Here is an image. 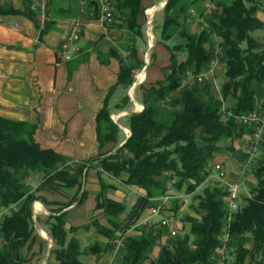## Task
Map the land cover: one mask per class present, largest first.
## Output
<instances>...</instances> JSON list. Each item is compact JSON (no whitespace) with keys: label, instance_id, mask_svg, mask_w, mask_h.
<instances>
[{"label":"trees","instance_id":"16d2710c","mask_svg":"<svg viewBox=\"0 0 264 264\" xmlns=\"http://www.w3.org/2000/svg\"><path fill=\"white\" fill-rule=\"evenodd\" d=\"M111 1L116 10L112 24L122 29L115 46L118 49H111L120 69L96 115L100 147L118 142L119 126L110 117L112 93L120 89L123 96L116 107L127 108L132 100L126 90L144 66L138 55V45L145 42L142 0ZM207 1L216 4L209 15L205 14ZM259 10L264 11V0H166L158 42L171 52L170 71L150 86L140 83L144 108L127 115L130 134L121 146L95 159L110 177L141 190L127 211L122 202L107 197L111 186L102 184L96 207L104 209L110 227L98 219L82 227L66 223L67 211L62 208L78 199L89 159L72 163L70 157L39 145L33 137L35 125L0 116V264H22L34 254L37 238L31 208L35 200L47 204L43 196L35 194L41 187L64 197L75 189L68 202L58 203L61 206L51 209L53 214L42 222L53 241L49 257L55 264H86L81 257L87 253L115 250V259L108 264H144L164 228L158 222L139 228L136 234L127 235L128 229L136 226L143 211L168 195L169 186L194 193L206 179L211 184L193 195L197 203H191L190 208L195 214L184 215L189 230L167 238L152 264H244L247 259L249 264H264V143L259 144L262 152L253 158L254 184L230 214L225 185L207 170L224 139L229 141L227 149L238 152L234 153L237 160L247 161L241 146L234 150L232 143L252 132L235 118L237 114L264 106V36L252 35L264 27L257 16ZM193 23H198L197 31H191ZM181 52L185 57L178 59ZM216 59L224 65L220 97L194 77L207 71ZM187 70L192 76L183 82ZM227 100L231 104L224 107ZM37 177L41 182L34 189L28 181ZM173 205L174 210L181 206L178 199ZM121 214L125 215L119 218ZM79 228L91 229L109 240L83 248L75 234ZM114 238L122 241L117 247L111 242Z\"/></svg>","mask_w":264,"mask_h":264},{"label":"crops","instance_id":"0c3cea01","mask_svg":"<svg viewBox=\"0 0 264 264\" xmlns=\"http://www.w3.org/2000/svg\"><path fill=\"white\" fill-rule=\"evenodd\" d=\"M165 2L166 0H142L145 15L149 13L150 8L154 9V22L158 11L163 14ZM114 13L116 14L115 9ZM257 16L264 21L263 10H259ZM161 18L163 22V17ZM115 21L118 23L117 19ZM75 23L80 26L79 54L70 60H60L62 43ZM116 25L104 22L97 0H86L83 4L80 0H0V116L35 125L33 137L39 145L70 157L72 163L89 159L85 165L83 185L78 199L62 208L63 211H67L68 227L71 225L82 227L93 219L102 220V224L111 226L104 216V209L96 207V196L103 183L111 186L106 191L107 197L122 202L125 207L126 194L117 184L136 192V198L141 193L136 186H125L119 179L110 177L95 159L121 146L130 134L127 115L138 112L143 107V88L140 83L150 86L164 79L170 71L171 52L165 44L158 42V38L154 35L158 25H153L155 43L152 47L150 44L143 45L144 43L138 45V55L144 65L138 74L142 72L143 79L134 88L131 89L130 86L126 90V93L129 96L132 94L134 98L132 104L129 103L124 109L116 107V103L120 102L123 96L120 89L112 93L109 101L110 117L119 126L118 142L111 141L100 147L96 115L104 103L109 88L117 82L120 69L119 61L111 51L112 48L118 49L115 47L117 37L122 32L121 27ZM190 29L197 31L198 23L191 24ZM144 30L146 31V23ZM146 50L151 51L148 63L144 60ZM123 52L119 51L120 54ZM184 57L185 55L182 57L177 55L178 59ZM135 93H138L137 98ZM103 175L115 179L116 182H111ZM28 182L37 189L41 181L40 177H37L29 179ZM74 191L75 189L67 191L69 196L64 197L46 187L37 189L35 194L43 196L47 204L40 200L33 202L35 219L37 217L43 219L46 215L53 214L50 210H56L61 206L58 203H67ZM82 193L85 194L83 198ZM136 198L130 197V206ZM36 203H39L40 207H37ZM122 215L125 214H121L120 217ZM39 228L40 231L36 229L38 237L36 236L32 249L34 254L29 261L22 264L47 263L49 239L52 238L48 234L46 225L39 224ZM43 231L46 235H41ZM138 232H134L131 228L128 229L127 235ZM75 234L80 237L83 248L94 239L99 242L109 240L91 229L79 228ZM165 241L166 238L161 235L149 254L150 258H156L160 245ZM111 242L116 247L122 243L118 238H114ZM43 243L48 246L47 253L42 258ZM116 253L117 250L114 255L110 252V258L115 257ZM108 254L109 252H102L98 256L101 258ZM98 256L87 253L84 262L96 264ZM48 263L55 264V260L50 258Z\"/></svg>","mask_w":264,"mask_h":264},{"label":"rangeland","instance_id":"374dc122","mask_svg":"<svg viewBox=\"0 0 264 264\" xmlns=\"http://www.w3.org/2000/svg\"><path fill=\"white\" fill-rule=\"evenodd\" d=\"M161 17H163V14H162L161 11H158L156 13L155 20L153 22V25H158V27L156 26L157 28L154 31V35L156 36V38H159V36H160V33H159L160 32V26L159 25H161V22H162V18ZM153 25L151 24V29L148 31L149 32V35L144 30V32H145L144 33L145 34V42H144L143 45H149V44H154L155 43L156 40H155L154 35H153V30H154ZM252 35L253 36H262L263 35L264 36V27L252 31ZM178 55L182 57V56L185 55V53L181 52V53H178ZM150 57H151V51L148 52L146 50L145 51V55H144V60H145L146 63L149 62ZM223 69H224V65L222 63H220L219 61H217V59H216L214 61V65L211 68V70L208 69L207 71H205V72H208L209 78L207 79V81H205V82L202 83V85H207V86L209 85L210 86V90H212L213 94L215 96H217V97H220L221 96L220 95L221 94L220 93V91H221L220 90V85L222 84V82L224 81V78H225V76L223 75ZM136 81H137V79L135 78V82ZM134 95H135L136 98L138 97V93H135ZM130 104H132V102ZM223 104H224V107H226V106H228V105L231 104V101H229V100L224 101ZM240 139L241 138H238L235 142L232 143V146L234 147V150L235 149H237V150L239 149L238 145H239V142L241 141ZM228 143H229V141L227 139L226 140L224 139L223 142H220L219 143V145H218L219 146V149L214 151L212 160L222 162L224 168L226 169V175L227 176H226V179L225 180L226 181H232V182L238 183L240 185V188H241L240 197H243V196H246V195L249 194V188H248V186L251 185V184H254L255 178H254V174H252L251 172L253 170V167H254L256 161L254 159L249 164L248 168L245 171H241V167L239 165V162L240 161L237 160V158H236L237 154H234V153H238V152L237 151H234V153H232L231 152L232 150L230 151L229 149H227L226 148L227 147L226 145ZM261 152L262 151L260 149H258V151H257V153H256L255 156L259 155ZM242 172H244V175L242 174ZM103 176L105 178L109 179L113 183L116 182L115 179H110L106 175H103ZM211 182L212 181L206 179L203 182V184H200L199 186H197V188L195 189L196 191L194 193H186L184 191H179V190H176L172 186H169V189H167L168 199L166 201L167 210H166L165 213L167 215H170V213H173V215L177 219H179L178 225L180 227H182V230L188 231L189 230V227H190L189 223H187L185 221L184 215L186 213H189V214H192V215L195 214L193 212L192 208H190L191 203L192 204H196L197 203V200H194L193 199V195L195 193H197V192H201V189L205 185L211 184ZM117 185L126 194V197H125L126 199L125 200H126V204H127L126 207H127V211H128V209L131 207L130 204H129L130 197L131 198L132 197L136 198V192H134V191H132L130 189L124 188V187H122L119 184H117ZM177 199L180 201V205L181 206H180L179 209L174 210L173 209V206H174L173 205V201L174 200H177ZM148 211L149 210H147V209L145 211H143V213H142V215H141V217H140V219H139V221L137 223V226L132 227V229L134 230V232H138L139 228H142L143 226H146L147 225V224H142L143 219H147L148 220V223H150L151 225H156V220H157V222L159 221L158 220V216H156L154 218L153 217L151 218V216L149 215V212ZM122 217H123V215H122ZM122 217H119V218H122ZM110 218L111 219H116L115 216H113V217L111 216ZM43 219H40V218L37 217V219H35V221L37 222V224H40V226H43V224H42ZM101 221L102 220H99V222H101ZM36 231H35V234L37 236V232ZM94 241H95V239L92 240V241H90V242H94ZM189 242H190V244H193V242H194L193 237H191L189 239ZM87 244H89V243H87ZM47 246H48V244H46V243H43L42 244V250H41L42 258L47 253L46 252ZM114 252L115 251H113V255H114ZM226 254H227V250H224L223 256H226ZM85 256H82L81 259L84 260ZM110 256H111L110 255V252H109L108 255H103V257H101V258L98 256L97 259H96L97 260L96 261L97 262L96 264H108L110 262V259H112V261L115 259V257H111L110 258ZM151 257H153V256H151ZM50 258L51 257H49L47 259V263L46 264H50V263H48V262H50ZM153 260H155V257H154V259H152V258L149 257L148 260H146L144 262L146 264H152L153 263L152 262ZM248 261L249 260L247 259L244 264H249Z\"/></svg>","mask_w":264,"mask_h":264},{"label":"built area","instance_id":"2783aa9c","mask_svg":"<svg viewBox=\"0 0 264 264\" xmlns=\"http://www.w3.org/2000/svg\"><path fill=\"white\" fill-rule=\"evenodd\" d=\"M86 0H80V3L83 4ZM100 5V12L105 23L112 24L114 21V7L111 0H98ZM216 7L214 1H207L205 3V14L209 15ZM153 12L154 9L150 8L149 13L146 14V32L149 35V30L151 29V24L153 22ZM80 26L75 23L69 35L64 39V42L61 46V54L59 56L60 60H70L79 54L80 46L78 44ZM220 51V49H218ZM214 65V61L210 65L209 70ZM187 78L183 79V82H186L189 77H191V72L187 70L185 72ZM195 79L199 82H205L209 78L208 72L196 74ZM138 83L142 80L136 77ZM136 81V82H137ZM132 89V86H131ZM131 100H134L132 94H130ZM143 109V107H142ZM239 122L246 125L251 129L252 132L245 133L241 137L239 145L241 146L243 152L246 153L247 158L246 162H240L241 171L247 167L249 162L253 160V157L256 155L259 144L264 143V106L259 105L256 108H252L249 112L237 114L235 117ZM211 171V176L215 177L217 180L222 182L225 185V188L228 192V208L229 214L233 211H236L240 207V185L236 182L226 181V169L224 168L222 162L213 161L211 162L210 168L207 169ZM168 197H165L155 206L149 208V215L151 217L158 216L159 224L164 228L162 237L171 238L177 235H185V231L182 230V227L178 225L179 219H177L172 213L167 215L165 212L167 210L166 201ZM144 224H149L147 219H143Z\"/></svg>","mask_w":264,"mask_h":264},{"label":"water","instance_id":"95a60500","mask_svg":"<svg viewBox=\"0 0 264 264\" xmlns=\"http://www.w3.org/2000/svg\"><path fill=\"white\" fill-rule=\"evenodd\" d=\"M153 44H150V47H152ZM138 81L137 82H134L132 87L134 88L136 85H137ZM34 206V203H32V207ZM32 210V208H31ZM32 217H33V223L35 224V227L38 231H40V228H39V224H37V222L35 221V215H34V210H32ZM44 237V236H43ZM49 242H50V246L48 248V255L50 254V250H51V247H52V244H53V241L51 239H49ZM47 255V257H48Z\"/></svg>","mask_w":264,"mask_h":264},{"label":"bare ground","instance_id":"6f19581e","mask_svg":"<svg viewBox=\"0 0 264 264\" xmlns=\"http://www.w3.org/2000/svg\"><path fill=\"white\" fill-rule=\"evenodd\" d=\"M138 78L141 79V80L143 79V73H142V72L138 74ZM138 109H139V108H138ZM36 206H37V207H40V204H39V203H36ZM37 209H38V208H37ZM41 235H46V234H45L44 231H43V232H41Z\"/></svg>","mask_w":264,"mask_h":264}]
</instances>
